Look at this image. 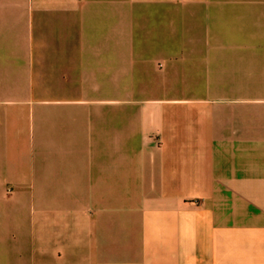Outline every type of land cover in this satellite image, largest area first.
I'll return each instance as SVG.
<instances>
[{
  "label": "crops",
  "instance_id": "1",
  "mask_svg": "<svg viewBox=\"0 0 264 264\" xmlns=\"http://www.w3.org/2000/svg\"><path fill=\"white\" fill-rule=\"evenodd\" d=\"M249 77L264 0H0V264H264Z\"/></svg>",
  "mask_w": 264,
  "mask_h": 264
},
{
  "label": "rangeland",
  "instance_id": "2",
  "mask_svg": "<svg viewBox=\"0 0 264 264\" xmlns=\"http://www.w3.org/2000/svg\"><path fill=\"white\" fill-rule=\"evenodd\" d=\"M241 78H244V77H241ZM249 79L251 80V83L240 81V82H236V83L230 84V85H232L236 89H252V88L255 89L256 94H257V99H256L257 105L258 106H264V77H249ZM252 81H254V83ZM193 86H194V88L198 87L197 89H195L194 92L201 93L200 89L203 88V83L193 82ZM221 86H224V84L222 83ZM224 88H226V89L229 88V85H225ZM209 89L210 90H216V89H218V86L215 82L209 83ZM212 100H214V99H212ZM225 100H227V99H225ZM0 203H3V202H0ZM7 204H10V203H7ZM19 218H22V217L19 216ZM19 221H20V219H19ZM8 226L9 225L7 223V226L2 229V233L7 234L9 232ZM5 244H6V246L8 245V243H0V248L3 249L5 247Z\"/></svg>",
  "mask_w": 264,
  "mask_h": 264
}]
</instances>
